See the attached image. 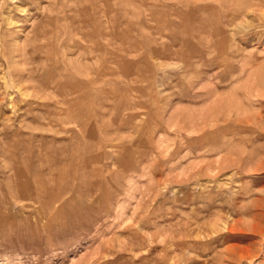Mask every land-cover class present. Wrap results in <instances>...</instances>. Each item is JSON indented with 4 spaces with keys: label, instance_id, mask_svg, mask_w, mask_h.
Here are the masks:
<instances>
[{
    "label": "rangeland",
    "instance_id": "374dc122",
    "mask_svg": "<svg viewBox=\"0 0 264 264\" xmlns=\"http://www.w3.org/2000/svg\"><path fill=\"white\" fill-rule=\"evenodd\" d=\"M0 264H264V0H0Z\"/></svg>",
    "mask_w": 264,
    "mask_h": 264
},
{
    "label": "bare ground",
    "instance_id": "6f19581e",
    "mask_svg": "<svg viewBox=\"0 0 264 264\" xmlns=\"http://www.w3.org/2000/svg\"><path fill=\"white\" fill-rule=\"evenodd\" d=\"M202 2H203V0H202ZM261 3H262V2H261ZM199 34H200V33H199ZM244 121H245V120H244ZM246 121H247V120H246ZM230 122H231V121H230ZM230 122H229V123H230ZM201 123H202V121H201ZM218 124H219V123H218ZM244 124H245V123H244ZM246 124H247V123H246ZM248 124H250V123H248ZM224 125H225V124H224ZM232 125H233V124H232ZM235 125H236V124H235ZM241 125H243V124H241ZM241 125H240V126H241ZM217 126H218V125H217ZM222 126H223V125H222ZM246 126H247V125H246ZM248 127H249V126H248ZM217 128H218V127H217ZM243 128H244V127H243ZM249 128H250V127H249ZM228 129H229V126H228ZM250 130H251V129H250ZM242 131H243V130H242ZM201 133H202V132H201ZM203 133H204V132H203ZM219 134H220V133H219ZM239 134H240V133H239ZM206 138H207V137H206Z\"/></svg>",
    "mask_w": 264,
    "mask_h": 264
}]
</instances>
